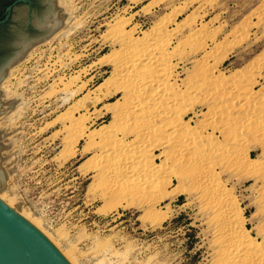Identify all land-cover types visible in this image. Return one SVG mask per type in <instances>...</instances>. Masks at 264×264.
<instances>
[{"label": "rangeland", "instance_id": "rangeland-1", "mask_svg": "<svg viewBox=\"0 0 264 264\" xmlns=\"http://www.w3.org/2000/svg\"><path fill=\"white\" fill-rule=\"evenodd\" d=\"M65 2L71 3L74 11L69 35L60 40L55 39L53 43L41 44L32 58L23 62L10 79L13 84L24 80L17 92L26 96V111L14 130L6 131L0 125L3 145L10 146L0 152L3 158L1 166L8 176L7 189L0 195L1 201L10 208L20 202L25 219L32 225L37 219L34 226L70 264H250L252 261L255 264L258 258L254 256L255 253H260L259 256L264 258V254L259 251L262 248L264 251V129L262 132L255 122L241 124L239 128L243 131L238 126L234 125V129L231 126L230 129L227 125L230 120L228 118L240 115L243 117L247 109L254 108L264 116V0H65L63 3ZM57 7L65 14L63 4L59 5L58 0ZM122 22L124 28L128 24L126 32L134 29L133 35L137 39L143 38V33L152 29L154 32L162 28L169 35L182 25L181 31L170 39L171 51L180 46V43L183 46L190 42L188 40L193 35L201 36L204 33L200 45L195 48H190L186 43L187 54L184 52L183 59L173 58L171 83L177 85V90H186V86L189 88L191 84L189 77L192 76L193 80L197 74V78H201V72L205 68L210 69L206 73L214 75L215 79L219 75L226 77L225 81L229 78L226 84L233 82L232 80L238 83L242 80V88L238 94L226 99L227 105L232 101L238 103L240 111L226 106L228 111L225 109L222 114L218 112L216 116L213 115L212 107L218 106L209 101L210 96L217 91L212 88L205 90L207 95L202 92L200 103L198 99H194L195 102L191 99L186 103L192 105L177 107L176 110L180 113H175L184 115L182 119L190 128L199 130L201 127L198 132L211 136L218 148L225 150L224 148H229V142L235 141L233 146L241 155H238L239 158L231 160L214 156L211 160L212 156H209V165L206 164L204 168L210 174L199 179L197 166H190L201 155V152H196L200 151L198 147H188L183 154L186 159H183L184 165H178V169L175 150L171 152L175 153L170 159L173 158L176 163L171 161V164L166 158L170 149L161 148L156 142L157 147L154 146L151 150V159L154 160V165L167 162L169 168L165 167V173L162 170L158 175L165 187L160 193L149 189L138 193L131 188L132 184L125 187L124 179L120 176V181L118 172L128 154L125 155V152L122 154L124 157L120 156L123 160L119 161L115 157L110 162L101 150V141L105 137L103 142L106 143L109 135L110 138L115 135L123 136L127 125L120 123V133L117 130L115 132L114 118L125 106L136 113V108L140 111L142 109L137 114H144L148 109V99L144 97L141 101L128 97L123 90H132L133 85L114 72V66L117 60H121L124 51L116 40L117 27L123 25ZM203 25H207L205 28L209 29L199 32ZM43 70L49 77H43ZM187 78L190 79L189 85ZM1 96L3 101L4 97ZM247 98L250 99V104H245ZM117 101L122 106L119 103V106L109 105ZM142 104L146 107L141 108ZM8 107L9 105H4L3 109L9 112L11 109L8 110ZM100 130L107 137L102 133L99 135ZM130 133L132 132L125 134L127 142L135 138ZM162 151L167 152L165 154ZM246 155L257 163L256 166H249L248 161H242L241 157ZM217 157H220L219 160ZM123 166L130 170L134 168L132 164ZM172 168L177 169L176 174ZM110 171L112 174L118 173V176H111ZM142 179L140 178L141 181L145 180ZM221 187L224 190L222 188L221 191ZM223 193L233 197L242 212V225L252 242V247H246L248 250L245 247L238 253L234 249L230 250L231 245L229 241L226 242L228 237L216 233L218 229L232 227L226 213L229 206H212L226 198ZM199 194H203L204 199H199ZM9 198L13 200L12 205ZM211 198L213 202L210 205L208 203ZM224 245L228 247L225 248ZM250 250L254 253L250 254ZM246 254H249L248 258ZM225 255L231 259L228 260Z\"/></svg>", "mask_w": 264, "mask_h": 264}, {"label": "bare ground", "instance_id": "bare-ground-1", "mask_svg": "<svg viewBox=\"0 0 264 264\" xmlns=\"http://www.w3.org/2000/svg\"><path fill=\"white\" fill-rule=\"evenodd\" d=\"M65 1V0H64ZM63 0H58V3L59 5L63 4V7H64V11H65V14L66 16L64 17L63 19V25L58 29L56 30L51 36H49L47 39H45L44 41L38 43V44H35L34 46H32L27 52L26 54L24 55V57L16 62L15 64H13L12 66H10L7 70V74L5 75V77L0 81V91H1V94H0V97H2L1 95H3L4 97V100L2 101L0 99V101L3 103L4 101L7 102L8 100L10 99H13L14 97H16V95L18 96V101L12 106L10 107L8 110H10L9 112L8 111H4L0 114V125L5 127V130L6 131H10V129H13L14 127H17V122L18 120L24 115V112L26 111V99L23 95V93L21 92H17V88L19 87V89L22 87L21 85L24 83V80H19L16 84H13L11 83L10 79L12 78L11 76L13 75V72L14 71H17L18 70V67L25 61L29 60L30 58H32L33 56V53L34 51L37 49V47L39 48V46L41 44H45V43H51L53 40L55 39H58L60 40L61 38L63 37H67L69 35V30H71L70 28V21H71V15L74 13L73 11V8L70 6V4L68 2H64ZM194 2V1H193ZM186 4V3H185ZM56 6H57V0H56ZM62 10V9H61ZM63 11L59 12L58 14L62 13ZM64 14V13H63ZM167 17V16H166ZM195 17V16H194ZM174 18V17H173ZM196 18V17H195ZM171 19V17H170ZM65 20V21H64ZM169 20V19H166V21ZM125 21V20H123ZM172 21V20H171ZM119 24V23H118ZM117 24V25H118ZM123 24V22H122ZM127 24V23H126ZM166 24V23H165ZM185 24V23H184ZM183 24V25H184ZM191 24V23H190ZM116 25V26H117ZM128 25V24H127ZM126 25V26H127ZM125 26V28H126ZM162 26V25H161ZM205 26L207 25H203L202 29L199 30V32H203V31H206L207 29H209L208 27L205 28ZM158 27V26H157ZM164 27V26H163ZM188 27V26H187ZM192 27V26H191ZM116 28V27H115ZM118 28V32H117V39L118 42L122 45V49H124L123 54L121 56V60L116 62L115 66H114V72H116L120 77L121 79H123L124 81H128V82H131V84L133 85L132 87V90L130 88V90L128 89H124L123 92L125 94L128 95V97H131V98H134V99H138V100H141L145 97V99H148V101L146 102V105L148 104V109L145 108V110L147 109V111L144 113V114H137L138 113V110L136 108V111L137 113L135 112V110H130V108L128 106H125L123 108V110H121V114L120 112L117 114V116L114 118V123H113V126L116 128L115 129V132L116 130L119 132V124L120 123H125V125H127L125 127V129H127L129 132H132L133 135H135V138L130 141V142H127L125 140V134L128 135L129 132L127 133V130H125V132H123V136L119 137L116 135L114 137H111L110 138V135L107 137L104 132L102 133V131H98L99 132V135L102 133L104 134L107 138H106V143L103 142V138L102 139V147H101V150L103 151L104 155L106 154L107 156L105 157H108V161L110 160V162L112 160H115V157H117L118 159L117 160H121L122 156L124 157L125 155V158L123 161L126 162V163H122V165H120V167H122L120 170H119V176L115 173L112 174L111 172V176H118L119 179H124V185L126 187V185H130L132 184L133 186H131L132 189H135L136 192L140 193V191L144 190H148L149 191H153V192H159L162 191V188L165 184H163V180H160V177H158V175L160 174V172L162 171V173H165V167H167V162H163L162 165H154V160L151 159V150L152 147H154L156 145V142L157 144H159V146H162L161 148H165V149H172L171 151L169 150V152L167 153V157L170 162L172 164L171 161H173V158L170 159V157L172 156L173 153L176 152L177 156H173L174 158L176 157L177 159V163L175 161L177 166L178 165H182L184 163V160L185 158H183V154L184 152L188 149L189 146H194L195 147H198L200 151H196V152H201L200 154V157L198 159H194V161H192V165L190 166H197L198 168V178L200 179L201 177L203 176H206L207 173H209L210 171L207 170V168H204V166L206 164H208L209 162H207V158L209 156H212L210 157L211 160L212 158L214 159V156H220L221 159L222 157L225 159V158H239V156H241L240 154H238V152L235 150V145L233 146V142H229L227 141V143L229 142L230 146H227L229 148H224L225 150L221 149V148H218L217 145H215V143L213 142V138L210 136V137H207V136H204V133L202 134L201 132H198L201 127H199V130H194L192 128H190V126L187 124L186 121H184L182 118V116L184 115H180V114H176V113H180L178 112L176 109L177 107H183L184 104H187V106L190 104L192 105V103L188 104L186 102H188L189 100L193 99V102H195L194 99H198V101L200 100L201 101V98L200 96H202V92L203 93H206L205 90H209L212 88H216L217 91H216V94H212V97L210 96L209 98V101L211 104L213 105H217L218 107H212L214 110L213 112V115H217L218 112H221L222 114V111H228V109H226V106L229 107V109H233V110H238L240 111V106L237 105L238 103H232L230 102V104L227 105L226 103V99L229 98H234V95L238 94L239 90L242 88V84H241V81L234 82V80H232L233 82L229 83V84H226V82L228 83V79H226L225 81V78L224 76L222 75H219L217 76V78L215 79L214 75L210 76L209 73H206L207 71L209 72L210 69H206L204 70V72H201L203 73V76L201 78H197V74L195 75L196 77H193L194 79L192 80V76H190L189 78L191 79V84L189 85V80L188 79V85L190 86L188 88V86H186V90H182L179 91L177 89H175V85L176 84H172L171 83V75L173 74V68L174 66L172 65V61H173V58L175 57H182V59L184 58L183 56L185 55L184 52H186V48L188 47L187 45L190 46V48H195L196 46L200 45L201 43V38H202V34L201 36L200 35H197L195 33V35H193L192 38H190L191 40H188L190 42H186V43L182 46V44L180 43V46H176L177 48H174L175 50H170L169 47H170V39L177 35L178 32L181 31V28H182V25H179L177 28H175V30H172L173 32L171 34H166V31L164 33L163 29L161 30H155L154 32L152 29L150 32H144L143 33V38L141 39H137L134 37L133 35V32H134V29H131L130 31L126 32L127 30L124 28V24L123 25H120ZM186 28V27H185ZM190 28V27H189ZM201 28V27H200ZM247 28V27H246ZM74 29V28H73ZM113 29V28H112ZM165 29V27H164ZM167 30V29H166ZM197 30V29H196ZM114 31V29H113ZM209 31V30H208ZM235 32V31H234ZM169 33V32H168ZM213 33V32H212ZM210 33V34H212ZM180 34V33H179ZM183 34V33H181ZM206 35V34H205ZM116 36V35H115ZM245 36L243 35L242 38H244ZM205 38V37H204ZM207 38V37H206ZM228 38V37H227ZM67 39V38H66ZM65 40V39H64ZM248 40V39H247ZM53 43V42H52ZM231 43V42H230ZM57 44V43H56ZM59 44V43H58ZM116 44V43H115ZM186 45V46H185ZM120 46V45H119ZM236 46V45H235ZM121 47V46H120ZM204 47V46H203ZM198 48V47H197ZM200 48V47H199ZM217 48V47H216ZM232 48V47H231ZM230 49V48H229ZM222 50V49H221ZM37 51V50H36ZM51 51V50H50ZM192 51V49H191ZM194 51V49H193ZM199 51V50H198ZM196 50V52H198ZM215 52V51H214ZM187 54V52H186ZM197 54V53H196ZM40 55V54H39ZM190 55V54H189ZM213 56V55H212ZM118 57V56H117ZM210 58V57H209ZM220 58V57H219ZM206 61V60H205ZM209 61V60H208ZM29 62V61H28ZM143 63V64H142ZM200 63V62H199ZM204 64V63H203ZM210 64V63H209ZM208 64V65H209ZM207 65V66H208ZM198 66V65H197ZM176 67V66H175ZM210 67V66H209ZM212 67V65H211ZM47 68V67H46ZM261 69V68H260ZM38 70V69H37ZM254 70H256L254 68ZM30 71V70H29ZM42 71V70H41ZM44 71V70H43ZM33 72V71H32ZM45 72V71H44ZM247 72V70H246ZM255 72V71H254ZM198 73V72H197ZM248 74H250L248 72ZM23 75V74H22ZM49 74H47L46 72L43 73V77H47ZM200 75V74H199ZM198 75V77H199ZM241 75V74H240ZM240 75L238 77H240ZM246 75V74H245ZM79 76V75H78ZM194 76V75H193ZM249 76V75H248ZM251 76V75H250ZM49 77V76H48ZM119 77V78H120ZM173 77V76H172ZM253 77V76H252ZM251 77V78H252ZM15 78V77H14ZM214 78V79H213ZM232 78V77H230ZM243 78V77H241ZM240 78V79H241ZM246 78V77H245ZM26 79V78H25ZM234 79V77H233ZM237 79V77H236ZM120 80V79H119ZM244 80V79H243ZM26 81V80H25ZM35 81V80H34ZM63 81H64V78H63ZM29 82V81H28ZM26 82V83H28ZM32 82V81H31ZM246 84V83H245ZM68 85V84H67ZM71 85V84H70ZM123 85V84H122ZM184 85V84H182ZM34 86V85H33ZM83 87V86H82ZM34 88V87H33ZM80 88V87H79ZM176 88L177 85H176ZM30 90V89H29ZM121 90V88H120ZM149 90V91H148ZM219 90V92H218ZM24 92V91H23ZM53 92V91H52ZM209 92V91H208ZM65 93V92H64ZM35 94V93H34ZM209 94V95H211ZM28 95V94H27ZM207 95V93H206ZM204 94V96H206ZM228 96V97H227ZM37 97V96H36ZM33 98V97H32ZM204 98V97H203ZM229 98V99H230ZM40 99H41V96H40ZM50 99V98H49ZM144 99V100H145ZM207 99V98H206ZM249 98H247L248 100ZM37 100V99H36ZM208 100V99H207ZM228 100V99H227ZM233 100V99H232ZM245 102V104L249 103L250 104V99L248 100V102ZM259 100V99H258ZM33 101V100H32ZM39 101V100H38ZM146 101V100H145ZM199 101V103H200ZM204 102H207L205 99H203ZM235 101V99H234ZM245 101V100H244ZM258 102V101H257ZM29 103V102H28ZM31 103V102H30ZM41 103V102H40ZM120 104V102H113V103H110L109 105H112V106H115L117 104ZM142 103V102H141ZM203 103V102H202ZM226 103V105L224 104ZM244 103V102H243ZM118 104V106H119ZM194 104V103H193ZM197 104V102H196ZM261 104H262V101H261ZM4 105H9V104H3L2 105V108ZM122 106V103L120 104ZM210 105V104H208ZM130 106V105H129ZM212 106V105H210ZM242 106V105H241ZM257 106V105H256ZM264 106V105H263ZM111 107V106H109ZM108 107V108H109ZM117 107V106H116ZM138 107V106H137ZM146 106H143L142 104V107L141 108H144ZM185 107V106H184ZM227 107V108H228ZM245 107V106H244ZM252 107V106H251ZM115 108V107H114ZM113 108V109H114ZM122 108V107H121ZM187 108V107H186ZM264 108V107H263ZM182 112L184 113V108H182ZM226 109V110H225ZM4 110V109H3ZM28 110V109H27ZM110 110V109H109ZM115 110V109H114ZM181 110V109H180ZM140 111V110H139ZM142 111V109H141ZM140 111V112H141ZM177 111V112H176ZM237 111V112H238ZM176 112V113H175ZM229 112H231L229 110ZM233 112V111H232ZM242 112V111H241ZM224 113V112H223ZM212 114V113H211ZM229 114V113H228ZM187 115V114H186ZM220 115V114H219ZM218 115V117H219ZM238 115V114H237ZM244 116L243 117H240V116H236L235 118H227L230 119H226V121L228 120V123L227 125H229L228 127L230 128L231 126L232 129H234L235 126H238L237 128H239V126H241V124L245 125L246 124H251L255 122V124L258 126V128L262 129V132H263V129H264V116L262 114H258L256 112V109L254 110V108L252 109H247L245 111V114H243ZM214 117V116H212ZM245 117V118H244ZM82 118V117H81ZM80 118V119H81ZM74 119V118H73ZM214 121V120H213ZM207 122V121H205ZM225 122V121H224ZM208 125V123H206ZM205 124V125H206ZM206 125V126H207ZM221 125V124H220ZM223 125V124H222ZM227 125L225 126V129H227ZM235 125V126H234ZM121 126H123L121 124ZM203 126V125H201ZM219 126V125H218ZM224 126V125H223ZM248 126V125H247ZM76 127V126H75ZM216 127V126H215ZM79 128V127H78ZM124 128V127H122ZM224 128V127H223ZM244 128V126H243ZM246 128V126H245ZM203 129V127H202ZM215 129V128H214ZM219 129H221V127H219ZM225 129L223 131H225ZM231 129V128H230ZM240 129V128H239ZM242 129V128H241ZM240 129V130H241ZM14 130V129H13ZM12 130V131H13ZM85 130V129H84ZM114 130V129H113ZM123 130V129H122ZM121 130V131H122ZM205 130V129H204ZM203 130V131H204ZM250 130V129H249ZM124 131V130H123ZM243 131V130H241ZM248 131V129H247ZM109 132V131H108ZM245 132V131H244ZM254 132V131H253ZM95 133V132H93ZM92 133V134H93ZM97 133V131H96ZM113 133V132H112ZM120 133V132H119ZM130 133V134H132ZM222 133V132H221ZM243 133V132H242ZM241 133V134H242ZM247 133V132H245ZM98 134V133H97ZM113 134H116V133H113ZM244 134V133H243ZM250 134V133H249ZM81 135V134H80ZM83 135V134H82ZM94 135V134H93ZM103 136V135H102ZM209 136V135H208ZM213 136V135H212ZM99 137V136H98ZM123 137V138H122ZM0 138H1V135H0ZM127 138V137H126ZM239 138V137H238ZM237 138V139H238ZM90 139V138H89ZM95 139V138H94ZM105 140V139H104ZM2 141V140H1ZM159 141V142H158ZM239 141V140H238ZM162 142V143H161ZM216 142V141H215ZM217 143V142H216ZM3 144V142H2ZM162 144V145H161ZM237 144V143H235ZM239 144V142H238ZM101 146V145H100ZM157 147V146H155ZM10 146L8 148H5V149H2L3 150H6V149H9ZM149 148L150 151L148 150ZM100 149V148H99ZM164 149V150H165ZM173 149L175 150V152H173L171 154V152L173 151ZM190 149V147H189ZM237 149V148H236ZM193 150V148H192ZM195 151V150H194ZM1 152V151H0ZM126 152V153H125ZM163 152V151H162ZM165 154L167 151H164ZM163 152V153H164ZM195 152V153H196ZM125 155H122L124 154ZM221 153V155H220ZM240 153V152H239ZM197 154V153H196ZM194 154V157L195 155ZM1 155V153H0ZM103 155V156H104ZM122 155V156H121ZM164 155V154H163ZM170 155V156H168ZM239 155V156H238ZM99 156V155H98ZM121 156V157H120ZM198 156V155H197ZM220 157H217V160H219L218 158ZM242 158V161H248L249 163V166H256L255 164H257L256 162L250 160L247 155L246 156H243L241 157ZM96 159V158H95ZM223 159V160H224ZM119 160V161H120ZM123 160V159H122ZM175 160V159H174ZM186 160V159H185ZM210 160V159H209ZM222 160V161H223ZM106 161V160H105ZM104 161V162H105ZM167 161V159H166ZM188 161V160H187ZM103 162V163H104ZM131 162V163H130ZM219 162V161H218ZM224 162V161H223ZM101 163V161H100ZM120 163V164H121ZM186 163V161H185ZM190 163V162H189ZM214 163V162H213ZM216 163V162H215ZM247 163V162H246ZM129 164L131 165H134V168L132 167V169L130 170L129 167H124L123 165H126V166H129ZM175 164V165H176ZM211 164V163H210ZM111 165V164H110ZM109 165V166H110ZM113 165V163H112ZM184 165V164H183ZM209 165V164H208ZM99 166V165H98ZM107 166V164H106ZM104 166V167H106ZM170 166V164H169ZM176 166V168H177ZM180 166H178L180 169ZM189 166V167H190ZM207 166V165H206ZM223 166V165H222ZM118 165H117V168H120ZM131 167V166H130ZM173 167H174V164H173ZM213 167V166H212ZM102 168H103V165H102ZM109 168V167H108ZM111 168V167H110ZM114 168V166H113ZM169 168V167H167ZM176 168H172V171L174 170V174H176L177 172L175 170H177ZM194 168V167H193ZM104 169V168H103ZM195 169V168H194ZM209 169V167H208ZM101 170V169H100ZM110 170V169H109ZM116 170V168H115ZM213 170V169H212ZM99 171V170H98ZM113 171V170H112ZM103 172V170H102ZM121 172V173H120ZM104 173V172H103ZM109 173V172H108ZM166 173H168L166 171ZM214 173V172H212ZM210 174V173H209ZM259 174V173H258ZM7 175V173H6ZM106 175H107V172H106ZM163 176V174H161ZM160 175V176H161ZM262 175V174H261ZM121 176V177H120ZM208 176V175H207ZM117 177V178H118ZM196 177V176H195ZM259 177V176H258ZM140 178H143L145 180L141 181ZM164 177H162L163 179ZM260 178V177H259ZM120 179V181H121ZM194 179V178H193ZM264 179V178H263ZM7 180H8V176H7V179H6V188L0 193V195L7 189ZM122 182V183H123ZM208 182V181H207ZM216 182V181H215ZM116 183V182H115ZM208 184V183H207ZM168 185V184H167ZM221 183H219L218 186H220ZM124 186H122V188L125 189ZM165 187V186H164ZM167 187V186H166ZM214 187V186H213ZM217 187V186H216ZM222 188L224 190V187H221V191H222ZM226 188V187H225ZM166 189V188H165ZM217 189H220V187ZM227 189V188H226ZM122 190V189H121ZM131 190V189H130ZM134 190V191H135ZM124 191V190H123ZM122 191V193H123ZM126 191H127V188H126ZM121 192V191H120ZM129 192V191H128ZM224 192V191H223ZM125 193V191H124ZM123 193V194H124ZM144 193V192H143ZM137 194V193H136ZM225 194V193H223ZM227 194V193H226ZM225 194V196H226ZM141 195V194H140ZM204 195L203 194H199L198 195V198L200 199H204L202 198ZM224 198V197H222ZM233 198V197H232ZM231 197H229L228 195L226 196V198L224 199H221V202H215L214 205L212 206H222V205H227L229 206L228 208L229 211H227L226 213L228 214V220L231 222V229H228V228H225V229H218L216 230V233L220 234V235H226L227 238V241L228 243H230L231 245V249H234V251L236 253L240 252L241 249H245L246 247L247 248H250L249 246L251 245L250 243H252L248 236H247V233L242 225V212H240L238 206H237V203L235 201V199H232ZM11 200V202H9L10 204L12 203L13 204V200L12 198H9L8 201ZM207 200V199H206ZM218 200V199H217ZM215 200V201H217ZM200 201V200H199ZM209 201V200H208ZM211 205V202H213L212 198L210 199L209 201ZM8 203V204H9ZM9 204V205H10ZM11 204V205H12ZM21 204V203H20ZM207 205V204H206ZM210 205H207L208 207H211ZM206 208V207H205ZM213 208V207H211ZM221 208V207H220ZM223 208V207H222ZM232 208V209H231ZM21 209H22V205H21ZM210 209V208H209ZM215 209V208H213ZM218 209V208H217ZM213 211V210H212ZM217 211V210H216ZM225 212V211H224ZM22 213H23V210H22ZM232 214V215H231ZM24 215V214H23ZM226 216V215H225ZM223 216V218L225 217ZM25 217V216H24ZM218 218V217H217ZM222 219V217H221ZM227 219V218H225ZM219 221V220H218ZM212 222V220H211ZM215 222V221H214ZM32 223H37V219H35ZM34 224V225H35ZM212 224V223H211ZM210 226V225H209ZM215 235V234H214ZM219 237V236H218ZM221 237V236H220ZM219 237V238H220ZM218 238V239H219ZM224 238V237H223ZM221 239V238H220ZM226 239V238H224ZM223 240V239H221ZM264 241V240H263ZM223 242V241H222ZM264 243V242H263ZM226 245H228L226 243ZM258 245V244H257ZM256 245V247H257ZM264 245V244H263ZM225 247V245L223 246ZM228 247V246H226ZM225 247V248H226ZM245 247V248H244ZM252 247V245H251ZM222 248V247H221ZM246 248V249H247ZM252 249H255V248H252ZM260 249V248H259ZM263 249V248H262ZM261 249V250H262ZM229 250V251H230ZM248 250V249H247ZM259 250L260 252H262L264 254V251L262 250ZM233 251V250H232ZM256 252V250H254ZM258 251V250H257ZM258 251V252H259ZM219 252V251H218ZM224 252V251H222ZM242 252V251H241ZM250 252H253L252 250L249 251ZM220 253V252H219ZM218 253V254H219ZM226 253V252H224ZM228 253V252H227ZM254 253V252H253ZM252 253V254H253ZM251 254V253H250ZM229 255V254H228ZM238 255V254H237ZM245 255V253H244ZM249 255V254H248ZM248 255L246 254L247 258H248ZM259 255H261L260 253H258V255H256V253L254 254V256H257L258 258L256 259V262H254L255 264H264V258L260 257ZM226 256V255H225ZM253 256V255H252ZM217 257V256H216ZM226 258L229 260L231 258L227 257ZM236 258V257H235ZM250 258V257H249ZM219 259V258H218ZM222 259V258H221ZM225 259V258H224ZM244 259V258H243ZM242 259V261H243ZM246 259V257H245ZM223 260V259H222ZM227 260V261H228ZM254 260V258H253ZM220 261V260H219ZM232 261V260H231ZM241 261V262H242ZM226 262V261H225ZM229 262V261H228ZM238 262V261H237ZM245 262V261H244ZM251 262V260H250ZM249 262V263H250ZM253 263V261H252ZM250 263V264H252ZM224 264V263H223Z\"/></svg>", "mask_w": 264, "mask_h": 264}, {"label": "water", "instance_id": "water-1", "mask_svg": "<svg viewBox=\"0 0 264 264\" xmlns=\"http://www.w3.org/2000/svg\"><path fill=\"white\" fill-rule=\"evenodd\" d=\"M61 11L56 0H0V81L8 68L20 61L32 46L47 39L63 25L66 14H58ZM18 100L0 101V114L5 111L3 104H9L10 108ZM8 147L0 138V151ZM2 160L0 155V193L6 188L7 179ZM0 264L70 263L25 219L20 202L10 208L0 199Z\"/></svg>", "mask_w": 264, "mask_h": 264}]
</instances>
